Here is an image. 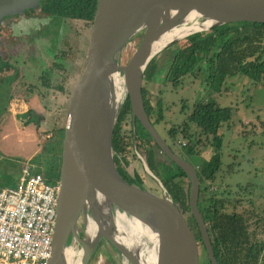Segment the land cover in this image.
Wrapping results in <instances>:
<instances>
[{"label": "water", "instance_id": "1", "mask_svg": "<svg viewBox=\"0 0 264 264\" xmlns=\"http://www.w3.org/2000/svg\"><path fill=\"white\" fill-rule=\"evenodd\" d=\"M39 1L0 0V23L4 17L21 14ZM194 19L208 26L165 40L171 31ZM242 22L264 24V0H97L85 68L65 109L56 228L48 264H89L101 239L123 258V264H145L140 256L145 241L133 246L132 240H127L136 234L135 226L147 228L153 235L154 264H200V243L194 227L137 152L136 122L150 135L158 151L187 176L190 215L210 264H218L197 206V168L173 152L151 124L144 109L142 87L148 64L163 50L194 34ZM138 33L143 34L140 42L122 63L125 48ZM116 77L121 79V101L116 98ZM126 98L131 111L132 146L158 190L150 188L138 171L129 170L128 153L118 154L113 149L114 128ZM26 117L16 115L19 122ZM81 212L80 234L77 225ZM118 215L127 217L133 226L120 231ZM74 243L79 255L69 261L67 251Z\"/></svg>", "mask_w": 264, "mask_h": 264}, {"label": "trees", "instance_id": "2", "mask_svg": "<svg viewBox=\"0 0 264 264\" xmlns=\"http://www.w3.org/2000/svg\"><path fill=\"white\" fill-rule=\"evenodd\" d=\"M97 0L90 4L85 3V19L92 23L96 10ZM142 33L136 34L130 41L138 45ZM177 48H172L166 63L165 82L177 88L182 79L192 76L197 79L202 73H207L206 81L212 84L214 80L222 78L223 81L237 75L251 76L264 85V24L236 23L227 24L213 29L205 34L198 33L179 42ZM156 58L148 64L143 82H162L161 70L156 65ZM220 82V80H219ZM142 98L145 112L153 126L160 124L163 119L161 102H157V110L150 103V95L143 85ZM184 107V104H183ZM182 107V109H183ZM184 109L181 111L183 112ZM131 117L129 100L126 98L113 133V149L116 153H128L132 147L133 128L130 120V130L122 132L124 116ZM232 116L231 107H221L216 102H198L190 109L183 122L177 127L167 131L173 145H169L173 152L187 158L196 168L200 185L198 209L204 220L214 256L218 264H264V240L258 236L264 232V219L254 210L237 211L242 202L240 199L231 205V212H227V200L219 198L209 186L216 180L221 170V150L223 147V127L230 129ZM62 131V130H60ZM129 134V136H128ZM180 137L184 144L175 147V140ZM202 139L213 147V154L208 160H200L195 165L190 158L198 156V146ZM136 149L143 150L145 162L150 171L161 181L165 189L183 209L189 213L188 196L189 182L187 176L173 163L161 167L165 176L154 162V150L157 149L150 135L136 122ZM207 143H205L206 145ZM203 145V144H202ZM158 150V149H157ZM45 168L43 175L49 183L59 180L58 168L60 155L54 148V153L44 157ZM171 167V168H170ZM186 182V184H185ZM208 184V185H206ZM249 186V185H248ZM248 203H252L247 200ZM190 223H194L192 216ZM195 226V227H194ZM194 229L197 225L194 223ZM195 229L201 247L200 264H210L198 231Z\"/></svg>", "mask_w": 264, "mask_h": 264}, {"label": "rangeland", "instance_id": "3", "mask_svg": "<svg viewBox=\"0 0 264 264\" xmlns=\"http://www.w3.org/2000/svg\"><path fill=\"white\" fill-rule=\"evenodd\" d=\"M89 33L90 29L87 27V36ZM179 45L180 43L177 42L167 49L177 48ZM136 46L133 41H130L121 56L122 63L127 62ZM167 49L155 56L157 57L156 65L161 70L160 78L163 81L143 82L149 92L150 103L154 110H157L158 101L162 105L164 119L160 124L154 126L156 131L169 145L174 146L167 131L180 125L193 105L198 102L213 101L221 107H231V127L229 130L223 127L222 130L224 135L221 150L223 166L217 173L216 180L210 184L209 190L215 192L219 198L228 201L227 212H231V205L235 200L240 199L242 204L237 211L254 210L264 219V85L251 76L242 75H237L226 81L218 78L209 84L206 81L208 74L202 73L197 79L192 76L184 77L182 83L177 88H173L170 83L164 80L166 63L171 53ZM182 107L183 112H181ZM19 110H21L19 107H15V111ZM130 120L131 117L126 114L123 118L122 132L130 130ZM0 127V186L12 187L17 179L21 164L30 159L33 160L38 149V139L32 125L20 128L17 121L7 118L2 119ZM49 129L47 127L38 133L42 137L40 141L43 148L49 142V139L46 138V135L50 133ZM4 136L6 137L4 138ZM202 141L203 145L200 144L197 148L198 156L190 158L195 165H198L200 160H208L214 152L210 141L207 142L203 139ZM175 142L176 148L184 144L180 137H177ZM205 143L207 144L205 145ZM128 151L129 170L138 171L150 188L158 190L157 182L144 172L133 146L128 147ZM137 152L145 161L143 150H137ZM153 157L155 164L165 176V170L161 165L170 166V162L157 149L154 150ZM247 200L252 203H248ZM186 216L189 218L190 215L186 214ZM192 226H194L193 223ZM262 229L264 230V228ZM258 237L264 240V232ZM201 250L200 247V253ZM101 252L97 253L91 264H99L101 261L102 264H123L124 262L123 258L115 251L112 254L115 255L116 262L110 261L106 254Z\"/></svg>", "mask_w": 264, "mask_h": 264}, {"label": "flooded vegetation", "instance_id": "4", "mask_svg": "<svg viewBox=\"0 0 264 264\" xmlns=\"http://www.w3.org/2000/svg\"><path fill=\"white\" fill-rule=\"evenodd\" d=\"M91 1L40 0L21 14L4 17L0 23V123L8 118L17 121L20 128L32 125L38 149L33 160L28 161L42 173L51 168V165L45 168L44 157L54 153V148L60 155L56 166L58 175L60 172L65 109L70 92L85 68L89 38L86 32L91 27L85 19V3ZM15 107L21 110L15 111ZM17 114H27V117L19 122ZM47 127L50 128L46 135L49 142L43 148L38 133ZM87 213L92 218L90 210ZM81 214L77 225L80 234ZM72 250L76 259L79 251L76 243ZM101 251L116 262L112 254L115 250L101 239L89 264Z\"/></svg>", "mask_w": 264, "mask_h": 264}, {"label": "built area", "instance_id": "5", "mask_svg": "<svg viewBox=\"0 0 264 264\" xmlns=\"http://www.w3.org/2000/svg\"><path fill=\"white\" fill-rule=\"evenodd\" d=\"M58 182L31 161L14 186H0V264H48L56 228Z\"/></svg>", "mask_w": 264, "mask_h": 264}, {"label": "bare ground", "instance_id": "6", "mask_svg": "<svg viewBox=\"0 0 264 264\" xmlns=\"http://www.w3.org/2000/svg\"><path fill=\"white\" fill-rule=\"evenodd\" d=\"M192 23H188L186 25H182L181 27L171 31V33L167 36V38L165 39L166 41H170L174 38H181L187 34H189L192 31L198 30L200 27H207L208 23H206L204 26L199 25L196 22V19L191 20ZM182 41V40H181ZM114 85L116 87V98L121 101L122 99V90L120 89V85H121V79H119L118 77H116L114 79ZM118 224H119V230L120 231H125L128 230V227H132L133 224L132 222L125 216L123 215H118L116 218ZM134 230L136 232V234L134 236H130L128 234V236H130V239L127 240H132V245L135 246L138 242H142L145 241V247L142 248V250L140 251V256H142V258L144 259V263L145 264H154L155 263V257L153 254V235L148 231L147 228H140L135 226ZM126 240V241H127ZM130 243V242H129ZM75 252L70 249L67 251V259L70 261L71 259H73L75 257ZM79 255V252H78ZM99 264H102V261L99 262Z\"/></svg>", "mask_w": 264, "mask_h": 264}, {"label": "crops", "instance_id": "7", "mask_svg": "<svg viewBox=\"0 0 264 264\" xmlns=\"http://www.w3.org/2000/svg\"><path fill=\"white\" fill-rule=\"evenodd\" d=\"M6 136H4V138H5ZM21 167H22V165L20 166V170H19V172H18V176H17V178L19 177V175H20V172H21ZM17 180V179H16ZM16 182V181H15ZM15 184V183H14Z\"/></svg>", "mask_w": 264, "mask_h": 264}]
</instances>
